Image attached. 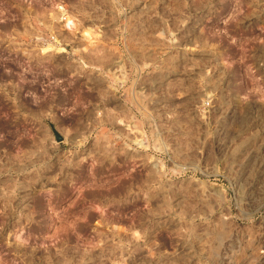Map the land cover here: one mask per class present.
I'll use <instances>...</instances> for the list:
<instances>
[{"label":"rangeland","instance_id":"1","mask_svg":"<svg viewBox=\"0 0 264 264\" xmlns=\"http://www.w3.org/2000/svg\"><path fill=\"white\" fill-rule=\"evenodd\" d=\"M0 264H264V0H0Z\"/></svg>","mask_w":264,"mask_h":264},{"label":"bare ground","instance_id":"2","mask_svg":"<svg viewBox=\"0 0 264 264\" xmlns=\"http://www.w3.org/2000/svg\"><path fill=\"white\" fill-rule=\"evenodd\" d=\"M61 16L63 17L64 20H67L68 22H71V21L68 20V18H69L70 16H68L67 13H66L65 11L61 13Z\"/></svg>","mask_w":264,"mask_h":264}]
</instances>
